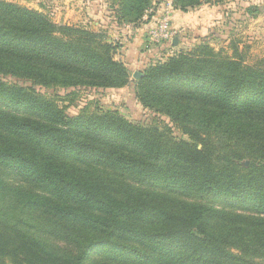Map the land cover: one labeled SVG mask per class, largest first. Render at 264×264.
Instances as JSON below:
<instances>
[{
	"label": "trees",
	"instance_id": "trees-1",
	"mask_svg": "<svg viewBox=\"0 0 264 264\" xmlns=\"http://www.w3.org/2000/svg\"><path fill=\"white\" fill-rule=\"evenodd\" d=\"M151 3L118 0L117 22L138 25ZM238 43L201 38L131 70L105 32L0 0V264H264V215L175 195L264 214V59L247 62ZM38 86H126L168 123L70 113Z\"/></svg>",
	"mask_w": 264,
	"mask_h": 264
},
{
	"label": "rangeland",
	"instance_id": "rangeland-1",
	"mask_svg": "<svg viewBox=\"0 0 264 264\" xmlns=\"http://www.w3.org/2000/svg\"><path fill=\"white\" fill-rule=\"evenodd\" d=\"M7 1L41 11L58 24L82 25L93 31H103L117 45H120V41L114 36L119 35L122 28L130 29V27H138L143 21L152 19L151 28L155 24V18L160 17L162 6L166 1L171 2L173 8L172 0H152L151 7L142 17V22L140 21L138 25H135L125 22L119 24L117 22L115 9L117 8L118 0ZM253 5L261 6L263 10L257 13L249 12L247 9ZM200 6L205 8L202 13L214 11L216 16H218L216 23L214 25H209V32H207L205 36L198 37L193 32L188 31L184 32V35H180L181 33H177L172 28L173 35L171 39L161 42L148 41L149 46H144V48L147 47L145 50H149L148 53L150 54L145 56L144 65L151 60L165 59L168 55H172L179 51H189L194 45L200 42L201 38L209 39L210 44L214 46V48L218 49L223 47L228 53H231V49L228 46L230 40H237L239 42V49L244 51L247 62L255 63L258 60L264 59V0H218L212 3L203 2L195 8ZM195 8L190 10L193 11ZM175 37L177 41L173 44V38ZM117 52H120L119 48ZM118 53L116 58H120ZM6 79L12 81L10 77H6ZM36 88L46 96L54 97L57 95L59 103L66 106V110L70 113H77L83 107H86L88 112L113 109L117 110L129 121L140 123L141 125L157 124L161 126L162 124L168 123L166 118L156 116L154 113L144 108L135 100L129 87L126 86L119 89L106 90L81 88L76 91V95L73 97L66 96V91L60 87L43 88L38 86ZM169 125L172 126V124ZM171 129L173 136L176 138H187L179 129L173 126ZM13 179L17 181L16 178ZM175 195L180 199L200 201L217 208L241 214L264 215L263 213L259 214L257 209L250 204L241 205L237 202L216 196H200L180 192Z\"/></svg>",
	"mask_w": 264,
	"mask_h": 264
},
{
	"label": "crops",
	"instance_id": "crops-1",
	"mask_svg": "<svg viewBox=\"0 0 264 264\" xmlns=\"http://www.w3.org/2000/svg\"><path fill=\"white\" fill-rule=\"evenodd\" d=\"M203 10L205 8L201 6L195 8L193 11L189 10L186 12L174 9L171 17L172 28L177 33H181L180 35H184V32L188 31L193 32L198 37L205 36L209 32V25H214L216 20H218V16H216L214 11L202 13ZM152 21V19L143 21L140 26L130 27V29L122 28L120 34L114 36L120 41L119 57L127 62L133 70H136L135 68L144 64L145 56L150 55L148 53L149 50H145L147 47L144 48V46H149L146 34Z\"/></svg>",
	"mask_w": 264,
	"mask_h": 264
},
{
	"label": "built area",
	"instance_id": "built-area-1",
	"mask_svg": "<svg viewBox=\"0 0 264 264\" xmlns=\"http://www.w3.org/2000/svg\"><path fill=\"white\" fill-rule=\"evenodd\" d=\"M172 4L166 1L162 6V13L159 18H155V24L147 30V41L149 42H161L171 39L173 35V29L171 26L172 17Z\"/></svg>",
	"mask_w": 264,
	"mask_h": 264
},
{
	"label": "water",
	"instance_id": "water-1",
	"mask_svg": "<svg viewBox=\"0 0 264 264\" xmlns=\"http://www.w3.org/2000/svg\"><path fill=\"white\" fill-rule=\"evenodd\" d=\"M176 41H177V38L175 37V38H173V44H175L176 43ZM245 164H247V161H245L244 162Z\"/></svg>",
	"mask_w": 264,
	"mask_h": 264
}]
</instances>
